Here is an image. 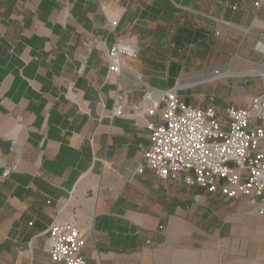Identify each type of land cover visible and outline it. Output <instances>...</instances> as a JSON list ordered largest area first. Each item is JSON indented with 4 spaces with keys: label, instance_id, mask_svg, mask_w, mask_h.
I'll use <instances>...</instances> for the list:
<instances>
[{
    "label": "crops",
    "instance_id": "1",
    "mask_svg": "<svg viewBox=\"0 0 264 264\" xmlns=\"http://www.w3.org/2000/svg\"><path fill=\"white\" fill-rule=\"evenodd\" d=\"M257 1L0 0V264H63L47 250L60 210L93 223L87 264L196 261L224 221L257 214L242 195L139 172L149 132L130 114L146 86L206 107L194 89L218 79L197 78L264 67ZM127 36L138 55L110 76L107 51Z\"/></svg>",
    "mask_w": 264,
    "mask_h": 264
},
{
    "label": "built area",
    "instance_id": "2",
    "mask_svg": "<svg viewBox=\"0 0 264 264\" xmlns=\"http://www.w3.org/2000/svg\"><path fill=\"white\" fill-rule=\"evenodd\" d=\"M262 3L258 0L257 7ZM109 26L114 32L118 23L112 21ZM137 55L131 37L115 40L107 51L109 75L119 78L126 60ZM126 93H115L112 118L124 114ZM130 114L143 120L149 132L139 172L149 167L163 179L199 185L227 198L242 195L264 216V91L253 96L249 106H228L220 111L181 100L175 88L146 86L142 101ZM61 211L49 228L50 257L63 264H87L81 251L94 225L63 218Z\"/></svg>",
    "mask_w": 264,
    "mask_h": 264
},
{
    "label": "rangeland",
    "instance_id": "3",
    "mask_svg": "<svg viewBox=\"0 0 264 264\" xmlns=\"http://www.w3.org/2000/svg\"><path fill=\"white\" fill-rule=\"evenodd\" d=\"M259 68L262 67H243L233 72ZM222 73L226 72L214 71L209 76H200L196 81ZM227 77L218 78L205 88H195L196 97H206V103L222 111L228 106H247L253 96L264 91V79L260 73ZM261 146L264 147V141ZM225 223H222L220 238L215 240L213 246L207 245L196 261L190 259L184 264H264V216L239 211L230 218L228 224Z\"/></svg>",
    "mask_w": 264,
    "mask_h": 264
},
{
    "label": "bare ground",
    "instance_id": "4",
    "mask_svg": "<svg viewBox=\"0 0 264 264\" xmlns=\"http://www.w3.org/2000/svg\"><path fill=\"white\" fill-rule=\"evenodd\" d=\"M247 73H260L262 76H263V79H264V67H262V68H259V69H255V70H253V69H249V70H247V71H243V72H233V71H230V72H226V73H222V74H220V75H217V76H214L213 77V79L215 78V79H220V78H222V77H224V76H233V75H245V74H247ZM216 75V74H215ZM210 80V79H209ZM254 210H255V208H254Z\"/></svg>",
    "mask_w": 264,
    "mask_h": 264
}]
</instances>
